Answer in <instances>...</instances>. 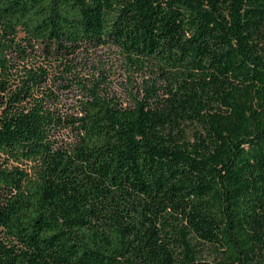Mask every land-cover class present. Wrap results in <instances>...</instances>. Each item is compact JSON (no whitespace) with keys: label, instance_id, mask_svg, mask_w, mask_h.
<instances>
[{"label":"trees","instance_id":"trees-1","mask_svg":"<svg viewBox=\"0 0 264 264\" xmlns=\"http://www.w3.org/2000/svg\"><path fill=\"white\" fill-rule=\"evenodd\" d=\"M0 264H264V0H0Z\"/></svg>","mask_w":264,"mask_h":264},{"label":"rangeland","instance_id":"rangeland-1","mask_svg":"<svg viewBox=\"0 0 264 264\" xmlns=\"http://www.w3.org/2000/svg\"><path fill=\"white\" fill-rule=\"evenodd\" d=\"M87 56L81 54L77 59V72L81 78L92 82L105 79L102 88L107 87L109 96H114L124 105H128L129 92L136 94L140 89L141 75L131 77L125 71L123 61L112 46L101 48ZM77 98L79 97L76 93L62 95V101L66 107L73 104Z\"/></svg>","mask_w":264,"mask_h":264}]
</instances>
